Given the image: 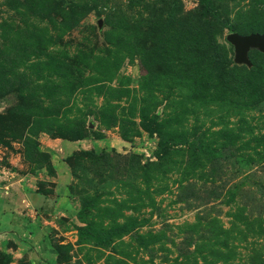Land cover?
<instances>
[{
	"label": "rangeland",
	"instance_id": "374dc122",
	"mask_svg": "<svg viewBox=\"0 0 264 264\" xmlns=\"http://www.w3.org/2000/svg\"><path fill=\"white\" fill-rule=\"evenodd\" d=\"M231 33L264 0H0V202L49 203L0 264H264V54Z\"/></svg>",
	"mask_w": 264,
	"mask_h": 264
},
{
	"label": "crops",
	"instance_id": "0c3cea01",
	"mask_svg": "<svg viewBox=\"0 0 264 264\" xmlns=\"http://www.w3.org/2000/svg\"><path fill=\"white\" fill-rule=\"evenodd\" d=\"M73 146H75L74 143H68L65 145L64 150H71ZM60 177L65 181V177L63 175H60ZM13 183H16V181H14ZM26 184L27 185L24 191H21L22 186L20 184L19 194H11L12 192H10V199L0 202V237L3 236L6 232H10L8 234L13 236L12 239H16L18 237L20 238L17 233L24 230L26 232V236L29 238V242L38 241V244L42 245V243L44 242L41 238L43 236V228L42 226H40V221L37 213H39V211L41 212V207L46 208L47 206H49V203H46V201L44 202L43 199H41L42 195L39 196V194L34 192L32 188L33 185H31V183L29 184V182H27ZM13 199H15V201H13ZM21 201H24V204L21 203ZM40 201L43 202L40 204ZM20 208L21 216L13 214L10 211V209H16V213H19L17 210H19ZM32 253H34V248ZM32 264H34V262H32ZM38 264L41 263L38 262Z\"/></svg>",
	"mask_w": 264,
	"mask_h": 264
},
{
	"label": "water",
	"instance_id": "95a60500",
	"mask_svg": "<svg viewBox=\"0 0 264 264\" xmlns=\"http://www.w3.org/2000/svg\"><path fill=\"white\" fill-rule=\"evenodd\" d=\"M226 41L233 47L234 63L250 67L248 53L256 49L264 54V35L260 33H250L240 35L231 33L226 36Z\"/></svg>",
	"mask_w": 264,
	"mask_h": 264
},
{
	"label": "trees",
	"instance_id": "16d2710c",
	"mask_svg": "<svg viewBox=\"0 0 264 264\" xmlns=\"http://www.w3.org/2000/svg\"><path fill=\"white\" fill-rule=\"evenodd\" d=\"M260 34H261V33H260ZM263 35H264V34H263ZM166 151H167V150L164 151V154H166Z\"/></svg>",
	"mask_w": 264,
	"mask_h": 264
}]
</instances>
